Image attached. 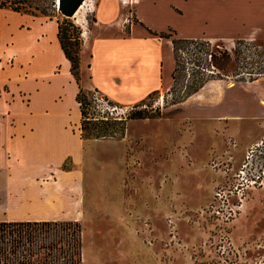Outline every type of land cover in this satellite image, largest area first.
<instances>
[{"label": "crops", "instance_id": "0c3cea01", "mask_svg": "<svg viewBox=\"0 0 264 264\" xmlns=\"http://www.w3.org/2000/svg\"><path fill=\"white\" fill-rule=\"evenodd\" d=\"M130 13L135 18L130 19ZM6 16H10L12 22L8 23ZM57 19V15L33 16L0 8V46L4 43L13 47L24 41L19 54L0 58V120L5 122L7 129L0 140V194H3L0 221L84 219L87 146L89 142L102 140L118 149L108 138L81 137L78 128L81 113L76 101L79 86L57 37ZM73 19L83 28V51L87 47L92 58L84 77L82 51L81 86L87 90L97 89L116 103L131 105L169 83L175 68L172 39L154 35L147 27L156 32L172 29L177 37L222 43L231 50L238 39L257 40L264 34V0H93L92 10L81 19L74 14ZM137 35L148 36L158 45L159 51L152 53L147 42L141 46L138 59H133L135 45L140 42ZM54 56L58 58L52 60ZM43 61L50 62L48 68L38 69ZM62 65L63 74L69 76L68 83L75 85L71 105L66 101L67 84L61 78ZM261 77L248 81V86ZM14 79L20 81L16 92L11 87ZM211 81L217 82L215 79L208 81L195 94L203 89L209 91ZM22 84L31 87L24 88ZM216 87L215 96L220 99L223 88ZM254 95L260 110L253 120L264 119V90ZM261 124L263 128L264 120ZM253 140L254 134L243 145H238L236 158H240L243 148L254 143ZM143 200L122 223L126 227L122 232L128 237L132 236L130 226L155 216L157 208L151 207L146 198ZM120 238L121 245L125 243L126 247L127 241L135 243L138 237ZM140 238L143 239L137 240ZM138 253L137 256L149 258L148 264H167L163 258L166 255H160L163 250H152L146 245Z\"/></svg>", "mask_w": 264, "mask_h": 264}, {"label": "rangeland", "instance_id": "374dc122", "mask_svg": "<svg viewBox=\"0 0 264 264\" xmlns=\"http://www.w3.org/2000/svg\"><path fill=\"white\" fill-rule=\"evenodd\" d=\"M92 5L93 0H88L81 14L92 10ZM129 17L135 18L131 13ZM5 20L12 22L10 16ZM89 22L91 25L92 14ZM137 38L140 42L135 45L133 59H138L141 46L147 42L152 53L159 51L158 45L148 36L137 35ZM257 41L259 46L256 48L238 53V61L233 60L225 71L228 76L215 79L213 91L202 90L203 97L177 102L184 87L182 83L173 86L171 78L144 101L122 105L112 100H100L99 104L109 116L125 120L126 130L118 133L117 138H108L119 150L102 140L89 142L87 146L89 155L83 181L86 217L80 220L83 227L82 264H148V257L137 256L146 245L152 250H163L160 255H166L163 258L167 264H200L195 243L208 237H235L244 246L261 245V256H247L246 264H264V173L262 183L243 188L240 194L229 191L242 181L239 171L249 167L254 171L260 163L263 165L261 171L264 170V158L259 156V150H264V142L250 158H246L256 140L264 141V127L259 126L264 119L253 120L260 110L254 94L264 90V77L248 86V80H242L248 74L236 76L241 70L247 73L264 69V34ZM21 42L13 47L3 43L0 58L19 54V48L24 45V41ZM220 47L226 48L223 44ZM90 55L86 47L82 63L84 77L88 64L92 63ZM232 55L236 57L234 53ZM55 58L58 56L51 59ZM49 63L43 61L38 69H47ZM239 65L243 69L239 70ZM63 69L64 65L61 66V78L66 81V101L71 105L75 85L68 83L69 76L63 74ZM84 82L88 84L85 78ZM19 83L15 79L11 83L15 92ZM22 85L31 87L30 84ZM215 85L223 88L220 99L215 96ZM95 95L101 97L102 94L95 92ZM201 99L204 100L199 102ZM139 112L149 117H130ZM72 122H75L74 115ZM6 133L5 122L0 120V140ZM252 134L254 143L243 148L240 158H236L238 145H243ZM67 163L70 164L69 159ZM216 191L235 204V211L224 207V213L222 209L218 214L213 212L212 205H222L223 199L216 196ZM0 197L3 198V194ZM144 198L151 207L157 208L155 216L130 226L132 236L128 237L122 232L126 228L122 223L136 205L143 204ZM226 215L229 219L224 220ZM120 237L143 239L138 241L136 238L135 243L129 240L124 247Z\"/></svg>", "mask_w": 264, "mask_h": 264}, {"label": "trees", "instance_id": "16d2710c", "mask_svg": "<svg viewBox=\"0 0 264 264\" xmlns=\"http://www.w3.org/2000/svg\"><path fill=\"white\" fill-rule=\"evenodd\" d=\"M84 1L0 0V8L33 16H58L57 37L66 58L71 62L70 72L79 86L76 101L81 113V137L117 138L118 133L122 134L126 130L125 120L108 115L99 102L102 98L109 99L104 95H95L97 89L92 91L81 86L83 35L81 26L75 23L73 16ZM147 29L154 35L172 39L175 60L173 86L177 87L182 83L184 87L177 102L184 101L196 93L208 81L228 76L225 71H228L233 60L238 59V53L259 46L257 40L238 39L230 50L220 47L222 43L177 37L172 29L170 32H156L148 27ZM262 53L264 55V50ZM238 68L243 69V66L239 65ZM242 74H248L242 80L253 81L264 76V69L247 73L241 70L236 76ZM7 89L5 86L4 90ZM156 92H152L148 97ZM130 117L146 118L149 115L139 112ZM82 235L83 227L78 220L0 221V264H82Z\"/></svg>", "mask_w": 264, "mask_h": 264}, {"label": "flooded vegetation", "instance_id": "af4514ba", "mask_svg": "<svg viewBox=\"0 0 264 264\" xmlns=\"http://www.w3.org/2000/svg\"><path fill=\"white\" fill-rule=\"evenodd\" d=\"M256 246H244L235 237H208L195 243V253L200 264H246L247 256H261V245Z\"/></svg>", "mask_w": 264, "mask_h": 264}, {"label": "built area", "instance_id": "2783aa9c", "mask_svg": "<svg viewBox=\"0 0 264 264\" xmlns=\"http://www.w3.org/2000/svg\"><path fill=\"white\" fill-rule=\"evenodd\" d=\"M263 142L264 141L261 140V141L255 143L254 145H252L249 148L248 152H247L246 158H250L252 156V153L254 151H256L263 144ZM234 145L236 146V143ZM259 156L261 157V159L264 158V150H259ZM244 165L247 166V164H243V166ZM262 167H263V165H262V163H260L259 168L256 165L255 168H254V171H252L251 167H249L248 169H246V171H242V170L239 171V176H240V179L242 180L238 184V186L240 185V187H238L237 185H235L232 190H229L231 192V194H234L235 192L237 194H240V190H242L243 188H247V187H249L251 185H255V184H258V183L259 184L262 183L261 178H262L263 173H264V170L261 171V168ZM249 170H251V171L249 172ZM240 173L242 174V176H241ZM215 194H216V196H219V198L223 197V195H222V193H220V191H216ZM239 200H241L240 197H239ZM225 204H226V206H224ZM230 204H232V205H230ZM233 206H235V204L233 202H231L229 200V198H227V197H223V199H222V205H220V204L212 205L213 212H215L217 214L220 213V209H222V211H223L224 210V207L229 208L232 211H235V209L233 208ZM223 213H224V211H223ZM225 219H229V217H227V215H226L225 218H224V220Z\"/></svg>", "mask_w": 264, "mask_h": 264}, {"label": "bare ground", "instance_id": "6f19581e", "mask_svg": "<svg viewBox=\"0 0 264 264\" xmlns=\"http://www.w3.org/2000/svg\"><path fill=\"white\" fill-rule=\"evenodd\" d=\"M87 1L88 0H85L83 3H82V5L79 7V9L77 10V12L75 13V15H76V17L78 18V19H81L82 17H83V15L81 14L82 13V11H83V9L85 8V5H86V3H87ZM215 81H211L210 82V84H209V89L208 90H210V89H212L214 86H213V84L212 83H214ZM205 95V93L204 92H202V90L199 92V93H197V94H195V95H192L191 97H189L188 99H190V98H193V97H197V98H199V97H203Z\"/></svg>", "mask_w": 264, "mask_h": 264}]
</instances>
